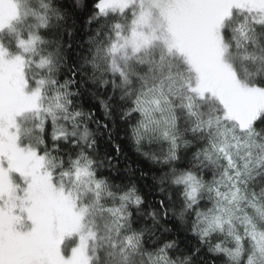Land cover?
<instances>
[{
	"label": "snow or ice",
	"instance_id": "snow-or-ice-1",
	"mask_svg": "<svg viewBox=\"0 0 264 264\" xmlns=\"http://www.w3.org/2000/svg\"><path fill=\"white\" fill-rule=\"evenodd\" d=\"M0 264H264V0H0Z\"/></svg>",
	"mask_w": 264,
	"mask_h": 264
}]
</instances>
